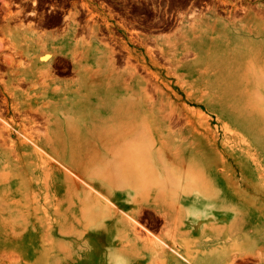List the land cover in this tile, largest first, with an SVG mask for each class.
<instances>
[{
    "label": "rangeland",
    "instance_id": "rangeland-1",
    "mask_svg": "<svg viewBox=\"0 0 264 264\" xmlns=\"http://www.w3.org/2000/svg\"><path fill=\"white\" fill-rule=\"evenodd\" d=\"M11 1L0 0V101L9 105L0 117L27 140L14 134L13 151L0 155V264H169L214 240L229 264H264V2L230 0L237 10L218 0H122L155 7L152 36L122 24L111 41L92 15L81 36L71 26L61 35L71 56L24 27ZM211 8L237 27L218 28L209 79L168 75L175 64L157 48L170 57L166 39L182 43L178 14ZM95 45L114 51L119 100L137 103L134 142L118 141V130L77 105L79 70L90 68L80 63ZM63 63L71 69L60 71Z\"/></svg>",
    "mask_w": 264,
    "mask_h": 264
},
{
    "label": "bare ground",
    "instance_id": "bare-ground-1",
    "mask_svg": "<svg viewBox=\"0 0 264 264\" xmlns=\"http://www.w3.org/2000/svg\"><path fill=\"white\" fill-rule=\"evenodd\" d=\"M218 1L222 4L221 6L229 4L232 6L233 9L236 8L235 6L237 5V4L236 5L232 4L230 0H218ZM240 1H243V0H239V2ZM259 1L264 2V0H259ZM155 4H156V2H155ZM258 4H259V2H258ZM218 7H219V5H218ZM237 8L242 9V6H241V8L239 6H237ZM216 10L218 13L219 10L218 9H216ZM258 10H259V8H258ZM243 11H245L244 8H243ZM215 12H216L215 9L211 8L208 10L209 16L201 15V14H198V15L193 14L188 19L186 18V16H183V15L181 16L180 14H178L179 15V21L177 18L178 16L176 17L177 18L176 20L178 21L177 23L180 26L181 38L183 40L182 43L179 45L175 42V40H171L172 38L166 39L167 45H169V48L173 47L172 55L170 57H169V55H167L168 54V53H166L167 51H165L162 48H157L160 50V54L162 56H164L165 59H166V57H168L170 59V61L173 64H175V67L173 68V70H171L172 72H168V75L172 74L176 78H178V76H179L178 73L183 72L184 78L193 79V82H195V83L200 82V81L205 80V79H209V77L211 75L210 73H212V71H214V67H215V62L213 60V58L215 56L212 54L211 50L213 47L216 46V43H218V41H219V38L217 36H215L218 33V28L222 27L223 29H228L230 26L237 27L235 22L232 24H226L225 21L219 19V17L217 16L218 14ZM254 14H256V13H254ZM256 15H255V17H256ZM231 21H232V19H231ZM177 28H178V26H177ZM175 29H176V27H175ZM249 34H250V31H249ZM169 39H170V41H169ZM107 50H109V49H107ZM112 50L113 49L110 48V52H109L110 54L112 52H114ZM183 50L185 52H183ZM189 51H192V53L194 55V58L192 60H187L188 55H186V54ZM192 53H190V54H192ZM113 54L114 53H112L111 55H113ZM182 54H183L184 59L182 58V60H181L179 56L180 55L182 56ZM108 56H107V59H108ZM112 57H114V55ZM109 59H111V57ZM113 60L106 62L103 67L100 66L97 69H88V70L81 71L80 75H82L83 80H82V83L80 85L75 87L74 94L79 95V97L81 98V100L77 102V105L79 106V108L86 110L89 113H91L93 115V117H91V118L94 119L95 123L97 121H99V123L102 122V124H104L105 126L109 125L110 128L118 130L120 132L119 136L117 137L118 141H122L123 143L134 142L135 141L134 137L137 135V130H138L137 129L138 126L136 125V121L134 120V113L136 111L137 103L133 102L132 100H126V101H124L123 99L119 100V98H122L121 93H123V84H122V82L120 83L118 81L119 79H116V77L119 75V73L115 70ZM153 64L158 67V62H156L155 60L153 61ZM132 71H133V73H132L133 76H134V74H137L135 69H133ZM149 73L158 80L159 77L157 74L155 75L154 73H151V72H149ZM212 75L215 76V74H212ZM20 79H22V78H20ZM150 79L151 78L146 79V82H147V80H149V82H150ZM144 81H145V79H144ZM146 82H145V85L147 84V86H148L149 82H147V83ZM180 83L183 84L182 82H180ZM147 86H144V87H146V89H147ZM153 86H154V83H153ZM158 86H156V87L154 86L155 88L154 87L153 88L156 90L158 88ZM152 87H151V89H152ZM143 90L145 93L144 88L142 89V91ZM155 90H154V93H155ZM158 90H160V89L158 88ZM158 93H160V92L158 91ZM146 94H147V92H146ZM3 101L6 102V100H3ZM5 105H6V103H5ZM0 108H3V107H0ZM10 109L19 115L21 114L20 113L21 107H18L16 105H10ZM168 112H171L169 110V108H168ZM167 114L171 115V113H166V115ZM164 115L165 114H163V116ZM165 117H167V116H165ZM170 117H172V116H170ZM23 118H25V117H23ZM123 118L125 121H124V125L121 126L120 120ZM173 118L174 117H172V119ZM176 119H177V117H176ZM8 120L9 121H6L5 119L0 117V155L1 156H7L8 152L15 147V145L12 143V140H11V138L14 134H17L20 137H22L23 139L27 140V138L25 136L21 135V133L17 130V127L12 126L14 124L13 120H11V119H8ZM169 120H168V122H169ZM20 121H22V119H20ZM170 123H169V125H170ZM185 124H187V123H185ZM30 141H32V140H30ZM16 154H18V153H16ZM17 157H19V156H17ZM68 177L70 179H73V178L78 179L75 174H73V177L71 175H68ZM94 177H97L98 179L99 178L103 179V178L99 177L98 175H94ZM117 179H119V178H117ZM116 187L118 188V186H116ZM103 210H104V208H103ZM104 212H105V215L109 212L111 217H113L117 214V211L113 207H108L107 212L106 211H104ZM165 216L166 215H164L165 220H168V218ZM93 217H96V216L93 215ZM216 242H217L216 240L211 241L210 245H208V246L206 245L205 247L204 246L197 247V246H194L193 244H191L185 248L184 253H183V257L180 255L174 256L171 259H169V264H217L218 262L222 261L223 258H225V257L227 260L226 264H229V256H228L229 251L228 250L221 251L219 249V247L217 246ZM198 248H200V249H198ZM251 255L254 256V254H251ZM2 257H4V256H2ZM8 258L11 259V261H13L12 258H10V257H8Z\"/></svg>",
    "mask_w": 264,
    "mask_h": 264
},
{
    "label": "flooded vegetation",
    "instance_id": "flooded-vegetation-1",
    "mask_svg": "<svg viewBox=\"0 0 264 264\" xmlns=\"http://www.w3.org/2000/svg\"><path fill=\"white\" fill-rule=\"evenodd\" d=\"M9 6L19 7L21 12L20 20L24 22V27L32 24L37 31L49 34L55 40L60 39L61 35L70 26L75 29L74 34L77 37L84 34V28H86L87 22L91 20L90 17L92 15L98 19L96 22L99 25L97 28L99 33H103L104 38H110L111 41L120 39L119 34L122 33L121 29L123 27L126 29L133 27V32L144 37H150L152 36L151 33L156 31L154 26L157 18L151 15V13H155L154 6H151V8L153 7L152 10L148 8V11H144L139 3L125 5L122 0H17V2L13 0ZM140 13L143 14L140 15ZM102 18H106L109 21V28L102 22ZM167 22L169 21H163L164 24ZM122 24L125 26L122 27ZM115 40L113 43L116 42ZM96 46L91 47L87 58L80 63L81 65L90 63V68H82L79 70L80 72L88 69H97L100 66L103 67L106 62L115 58L112 57L114 54L111 55L114 53L112 52L113 50L111 54L109 53L111 47L105 45L104 50L101 52L99 47ZM54 52H57V50H54ZM73 52L71 51L67 55L72 56ZM110 57L111 59H109ZM153 61L154 59L152 58L150 63L153 64ZM113 62L115 67V59ZM67 69H71V64L63 63L60 71ZM133 69L135 68L131 67V72ZM131 78L133 77L131 76ZM80 80L82 82V75ZM3 100L0 101V106L9 107L8 102Z\"/></svg>",
    "mask_w": 264,
    "mask_h": 264
},
{
    "label": "crops",
    "instance_id": "crops-1",
    "mask_svg": "<svg viewBox=\"0 0 264 264\" xmlns=\"http://www.w3.org/2000/svg\"><path fill=\"white\" fill-rule=\"evenodd\" d=\"M65 40H68L69 38H63ZM51 50L54 52V50H57L55 53H61L64 52L65 54H70L72 47L70 46L69 42H63V40L58 39L52 42V48Z\"/></svg>",
    "mask_w": 264,
    "mask_h": 264
}]
</instances>
